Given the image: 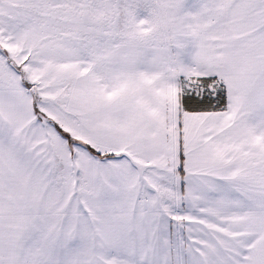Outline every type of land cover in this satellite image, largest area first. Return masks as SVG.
Segmentation results:
<instances>
[{
  "label": "snow or ice",
  "instance_id": "obj_1",
  "mask_svg": "<svg viewBox=\"0 0 264 264\" xmlns=\"http://www.w3.org/2000/svg\"><path fill=\"white\" fill-rule=\"evenodd\" d=\"M0 264H264V0H0Z\"/></svg>",
  "mask_w": 264,
  "mask_h": 264
}]
</instances>
